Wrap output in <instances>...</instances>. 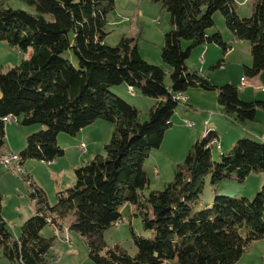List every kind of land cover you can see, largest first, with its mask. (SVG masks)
<instances>
[{"label":"trees","instance_id":"1","mask_svg":"<svg viewBox=\"0 0 264 264\" xmlns=\"http://www.w3.org/2000/svg\"><path fill=\"white\" fill-rule=\"evenodd\" d=\"M22 1L34 12L0 6V41L21 54L31 47L28 57L0 72V148L5 116L20 118L23 126H44L26 136L19 152L21 164L63 156L57 143L60 133L75 136L99 120L112 123L114 130L103 145L104 153L74 169V184L58 191L53 205L27 176L35 213L16 236L1 214L0 196V249L10 264H49L53 238L42 235L46 224L53 225L57 235L67 234V229L79 234L96 264H163L171 259L178 264H234L251 242L264 239V183L252 199L214 193L210 205L197 206L207 175L215 186L225 178L243 182L251 172L264 174V140L239 137L215 161L211 150L219 139L209 127L191 144L176 164L173 180L162 189L149 190L143 168L150 150L160 147L172 124L181 101L177 96L190 87L216 91L217 104L235 123L255 121L257 110L264 111V100L243 101L236 85H216L186 65L197 45L216 44L223 54L230 48L219 30L208 32L215 25L214 14L220 12L232 35L249 41L252 61L244 65V75H257L264 69V0H254L247 17L237 13L235 0H157L170 16L171 28L161 48L168 71L145 61L133 37L122 36L114 46L104 42L107 14L115 0ZM182 40L188 41L184 49ZM120 84L156 100L147 119L141 120L136 106L111 91ZM211 139L216 142L212 147ZM126 203L142 227L152 232V237H142L131 229L134 255L120 243L107 246L103 236L122 219L120 208Z\"/></svg>","mask_w":264,"mask_h":264},{"label":"rangeland","instance_id":"2","mask_svg":"<svg viewBox=\"0 0 264 264\" xmlns=\"http://www.w3.org/2000/svg\"><path fill=\"white\" fill-rule=\"evenodd\" d=\"M253 1L245 0L241 4L236 2L237 13L243 17L249 16L252 11ZM0 6L22 9L30 13L34 12V8L22 0H0ZM213 18L215 25L209 28L208 32L212 33L219 30L220 27H224L228 32H231L227 29L224 17L220 12H216ZM170 28L169 13L162 8L159 1L115 0L114 8L107 14V23L104 27L107 35L104 42L114 46L120 41L122 36L133 37L136 40L139 53L145 61L161 65L165 71H168V65L161 59V48L164 44V34ZM223 38L225 39L224 41L230 42L226 37L223 36ZM211 44L207 43L193 47L186 65L192 70L203 72L216 85L232 83L239 87L242 81L248 80L244 75L243 66L251 65L249 41L231 42L234 49L230 53L228 52L229 55L223 54L221 47L218 45ZM234 44L236 45L234 46ZM181 45L183 49L186 48L188 41L182 40ZM208 46L209 50L205 53L206 62L203 65V49ZM213 50H218L216 56ZM30 53L31 47H29L27 53L21 54L17 48L12 47L6 41H0V72L16 65L22 57H28ZM65 55L70 60H75L71 51L65 52ZM219 59H223L222 64L213 67ZM165 83H170L168 74L165 76ZM260 83H264V77ZM245 88L244 90H239V98L241 100L252 101L256 98L264 100L261 96L252 95L254 91L252 87ZM111 91L125 99L128 103L136 106L140 110L141 120L147 119L148 110L156 102L153 98L141 95L137 88H133V92H131V89L125 84L112 86ZM184 94L177 96L181 101L174 110L171 118L172 124L165 131L160 147L151 149L149 156L143 164V168L149 176V190L162 189L166 183L173 180L176 164L185 158L191 144L196 139H200L206 129L210 127V124L208 126L205 125L203 120H207L209 123V112L216 113L220 111L216 101V91L205 92L199 88L190 87ZM187 104L190 105L188 106ZM255 120L253 123L252 121H246L242 124L227 119V123L221 126V148H217L219 145L218 141L217 147L214 146L211 150L213 160L218 161V154L220 152L228 151L233 147L235 141L238 139L236 138L237 135L244 134L245 131H249L252 127L264 132L263 110H257ZM19 121L20 118L18 120L12 119L6 121L3 138V149L16 154L24 147L20 146L19 143L22 137L26 138L29 133L44 128L42 124L23 126ZM189 121L194 122L195 125L188 127ZM99 122L101 127L99 130L93 132V139L96 140L92 147L93 154L88 153L86 149L85 151L79 149L78 142L77 146H74L76 137L60 133L57 140L58 145L64 151L63 156L53 162L26 159L22 163L24 174L30 176V182H33L34 185L45 192L50 205L55 203L58 191L71 187L74 184V169L76 167L91 160L96 154L104 153L103 145L110 140L114 126L107 121L99 120ZM211 123L219 124L215 117ZM245 138L251 139L249 136ZM101 139H104V141ZM22 140L24 139L22 138ZM251 140L255 141L256 139L252 138ZM256 141L260 140L257 139ZM1 159V214L7 221L12 233L16 236L20 233L22 223L35 213V201L30 197L31 189L29 182H24L17 172L8 169ZM263 183L264 174L261 172H251L243 182H238L232 178H225L215 186L210 183V177L207 175L204 179V186L197 206L210 205L214 193L236 197L244 196L252 199ZM120 211L122 219L105 229L103 236L107 246L120 243L130 255H134L136 248L131 239V229L142 237H152V232L142 227L140 218L134 214L135 211L131 212L130 204H124L120 208ZM62 231H65V228ZM41 233L47 238H53L52 258L49 264H96L89 257V251L84 239L76 232L68 231L67 229L66 233L70 237V242L64 238L65 233L64 235H57L55 227L51 224H46ZM0 264H10L9 260L2 256L1 249ZM163 264H178V262L176 259H171ZM234 264H264V240L251 242L249 248L245 250L240 259Z\"/></svg>","mask_w":264,"mask_h":264},{"label":"crops","instance_id":"3","mask_svg":"<svg viewBox=\"0 0 264 264\" xmlns=\"http://www.w3.org/2000/svg\"><path fill=\"white\" fill-rule=\"evenodd\" d=\"M236 2H239V4H241V3H243V2H245V0H241V1H239V0H237ZM220 31H221V34L224 36V37H226L227 38V40L228 41H230V42H227V41H225V42H227L229 45H230V48L227 50V52L225 53V55H229V53L234 49V47H232V45H231V42H234V43H237V42H239V41H241V40H237L233 35H232V33L231 32H228L224 27H220V29H219ZM210 33V32H209ZM222 36V37H223ZM224 39V38H223ZM225 40V39H224ZM211 45H213V44H211ZM236 44H234V46H235ZM208 50H209V46L208 47H206V48H204L203 49V51H204V56H203V59H204V62H203V65H204V63L206 62L205 61V53L206 52H208ZM214 51V53H215V56H216V53L218 52V50H213ZM229 52V53H228ZM218 56V55H217ZM209 60H211V59H209ZM251 61H252V59H251ZM244 67V66H243ZM264 75V69L263 70H261L257 75H255L254 77H251V78H248V77H246V78H248V80H244V81H242L241 83H240V85H239V87H238V91L241 89V90H244V89H246L245 87H252L253 89H254V91H253V93H252V95H255V96H258V97H262V98H264V83L263 84H261L260 82L263 80V76ZM241 86H244V87H241ZM203 91V90H202ZM132 92V91H131ZM205 92H207V91H205ZM240 92V91H239ZM185 98V97H184ZM257 99V98H256ZM258 99H260V98H258ZM255 100V99H254ZM194 104H196V103H194ZM188 106L190 105V104H187ZM197 105V104H196ZM203 105V104H202ZM201 107H203V106H201ZM218 107H219V109H220V111L219 112H216V113H211V112H209V118H210V121H209V123L207 122V120H203V122L205 123V125H209L210 124V128L211 129H215V131L217 132V135H218V139H219V146L217 147V146H215V147H217V148H221V135H222V129H221V126L222 125H224L225 123H227L226 121H227V118L225 117V115L223 114V112H222V109H221V107L218 105ZM217 118V120H218V122H219V124H216V123H211L212 122V119L213 118ZM101 121V120H100ZM256 121V120H255ZM207 122V123H206ZM252 123H253V121H252ZM244 124V123H243ZM6 125V124H5ZM247 125V124H246ZM251 125H253V124H251ZM101 127V124H100V122L99 121H95V122H93L92 124H90V125H88V126H86V127H84L83 129H81L74 137H76L75 139H76V142H75V144H74V146H77V142H78V145H79V149H80V144L81 143H84L85 145H86V151L88 152V153H90V154H93V149H92V147L94 146L93 144L96 142V140H94L93 138H94V136H93V132L94 131H97V130H99V128ZM250 132H252V133H250ZM264 134V132L263 131H260L259 129H256V128H251L249 131H245V133L244 134H241V135H237V137L236 138H239L238 136H240V137H243V136H249L250 138H254V139H258V140H260V141H263L264 139H263V135ZM27 135V134H26ZM21 136V135H20ZM202 136H203V134H202ZM252 136V137H251ZM58 137V136H57ZM22 138L24 139V140H22ZM21 138V141L19 142L20 143V146H24V144H25V140H26V138H24V137H22ZM199 139V138H198ZM198 139H196V140H198ZM101 140H103L104 141V139H101ZM195 140V141H196ZM57 143H58V140H57ZM194 143V142H193ZM3 145H4V143H3ZM2 145V147L0 148V150L1 149H3L4 148V146ZM81 151V150H80ZM19 154V153H18ZM51 162H53V161H51ZM261 240H264V239H261ZM261 240H256V241H261ZM256 241H253L252 243H254V242H256ZM248 248H249V246H248ZM247 248V249H248ZM240 259V258H239Z\"/></svg>","mask_w":264,"mask_h":264},{"label":"built area","instance_id":"4","mask_svg":"<svg viewBox=\"0 0 264 264\" xmlns=\"http://www.w3.org/2000/svg\"><path fill=\"white\" fill-rule=\"evenodd\" d=\"M241 87H244V86H241ZM12 119L14 120L13 116H5L3 118V120H12ZM263 138H264V136H263ZM80 149L82 151H85L86 145L84 143H81L80 144ZM1 151H2V159L1 160L5 163V165L8 167V169H12L13 171L17 172L19 174V177L22 180L26 181L27 176L23 172L19 154L12 153V152H10L9 150H6V149H1ZM57 221L59 223L60 222L62 223V221H59V220H57ZM62 226H64V223H62ZM55 231H56V233L59 232L57 229ZM64 238L67 239L70 242V237L67 234H65Z\"/></svg>","mask_w":264,"mask_h":264},{"label":"bare ground","instance_id":"5","mask_svg":"<svg viewBox=\"0 0 264 264\" xmlns=\"http://www.w3.org/2000/svg\"><path fill=\"white\" fill-rule=\"evenodd\" d=\"M264 87V86H263ZM5 121H7V120H5ZM195 125V123L194 122H192V121H189V124H188V127H193ZM215 140H212L211 139V141H210V144H211V147H212V145L214 144L215 145ZM2 152V151H1ZM0 158H2V153L0 154Z\"/></svg>","mask_w":264,"mask_h":264}]
</instances>
